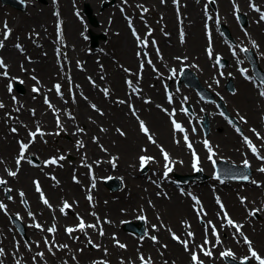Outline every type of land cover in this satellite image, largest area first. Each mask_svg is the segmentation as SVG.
<instances>
[{
  "label": "rangeland",
  "instance_id": "1",
  "mask_svg": "<svg viewBox=\"0 0 264 264\" xmlns=\"http://www.w3.org/2000/svg\"><path fill=\"white\" fill-rule=\"evenodd\" d=\"M21 1L25 3L24 8H15L7 4L4 5L0 2V30H6L7 32H16L15 37H12L11 34V44L12 46L14 44L15 46L17 44H21V46H23L24 48V51L21 54V59H19L18 63L14 65L16 67V70H8V77L6 79L1 78L3 80V84L0 90V104H2L3 107H0V121L5 127V130L3 132L5 134L18 133L20 127L15 120H18L21 116H23V113H25L27 116L31 115V117L41 116L43 113L52 116L50 120L52 127L47 128L46 131L43 129V124H40L38 120L33 124L27 125L24 136H18L15 141V156L18 155L19 158L21 154H19V149L21 148V144L25 142V140H32L36 137V141L31 143L34 145L37 144L39 147H41L40 152H42V154L40 156L35 153L34 149L31 148L30 145L28 146V149L30 150L31 154L37 155L38 159L36 160L27 158L25 159V162L30 166H43L45 169V176L48 180H50L54 184H57L58 186L68 189L70 192H73V186L70 184L75 183V179H80L81 186H79L78 200H81L82 205L77 206L74 200H72L74 198L70 196L60 195L59 199L57 197V199L54 200L46 194L45 198L49 203L44 205L42 210L44 211L45 209V211L40 215L39 213L42 212V207L38 211L36 209L35 213L39 215L37 218H35L36 222L28 221L30 226L33 223L34 226L39 225V221L46 222L44 223V226L50 235L46 234V236L49 238H42L41 236H39L41 242L39 241L38 236L35 237L36 239L33 238V236L31 238V232L28 231V226H26L25 224V221L27 220L17 216L18 214L21 215L20 213H18L17 211L14 213H9L7 215V234L10 237V245L7 248L6 246L3 247L2 245H0V249L4 250L3 255L1 256H7V254L9 253L12 264L18 262L20 260V255L26 253L28 259L25 262L27 264H54V260L50 261V258L55 257H57V262L55 264H70V262H72L73 264H98L100 262L101 264H157L155 260H148V258L144 257V255H152L153 252L154 254L157 253L158 255L160 253V258L167 261L168 264H179L178 256L176 258H163L164 253L162 250L167 249L170 240L173 239L170 237V231L167 233L170 225L165 224L167 223V221L162 218L163 215L161 212L154 211L153 219L147 222L148 227H152L157 224L159 225L158 230L164 229L167 233L166 238H160V235H158L159 237H157V240L152 241L153 243H157L155 244L154 251L143 252V250L140 249L142 245L145 246V242L150 241V239L145 235L146 230L142 234H137L133 232H126L125 229H123V223L125 221L132 219V221L136 222L138 221V219H144L146 218V216H148L146 208H155V199L153 197L147 198L145 203L140 202L131 204L130 210L128 209L129 204L128 206L117 205V214L120 220L115 224L117 228L116 230H114V236L108 233V243L106 244L100 242V247H102L101 251H94V243L92 241L93 233L91 227H88V225L90 224H96V219H93L92 215L94 213L99 214L108 212L105 207H108L111 202L114 203L119 201L116 200V193L120 191L121 187H124L123 184L125 185V183H122L120 178L115 176L117 178V181L112 184L117 186L111 189L109 185H106L105 179L111 178L114 175H105L107 171H105L106 173L99 172L100 175L94 172L93 177L86 176V170L82 163L84 161L89 163L92 160L97 162V158H99L98 156H96V154L94 155V157H91L87 146L88 143L92 142H94L96 146L98 140L95 138L90 139L88 137L89 134L86 133V128L79 124L77 117V111L79 107L77 106L78 109L76 108L75 100L77 97L80 98L81 96H86L88 94L84 89V87H86V85L88 84L94 88L97 95H99L103 99H106L108 103L113 104V102H115V105L117 106L116 108L120 107V110L125 115L127 114V116H129L127 103L132 101L134 109L138 111L139 116L142 118V114L140 113V101L145 103L144 98L147 97L148 92L146 90H143L142 93L140 92L143 97L142 98L139 97V95L137 96V93H135L134 91L131 92L127 89L128 87L125 84L124 79L128 77V79L131 80L132 85V81L135 77L134 73H136V76L138 74L135 69L136 60L133 63H127L121 58L122 54L118 49L115 38L122 36L123 30H126L128 33H130V35L133 31H135L136 33H143L145 27H147L148 32L152 30L155 36H159L162 33H160L159 29L162 28L163 24H165L167 28L165 30L167 33H169L170 36L166 39H164L163 37V40L158 43L159 46L157 45L155 46V48L159 52L161 61L164 60V63L166 64L164 65V67L177 70L179 66L174 64L173 61L176 60V56L177 58L180 57V51L182 49L180 47L179 50L172 51L168 46V41H170L179 47L178 34H175V17L173 27H169V19L166 18V16L161 15V2H159L158 0H100V2L95 3L97 5L96 7L92 6V0H69L70 4L76 7L78 18L82 22L80 23L82 26L79 29L75 30V32L81 38L82 42L74 43L67 37L66 30L64 29V24H62V22L64 23L62 13L55 10V8H57V0H48V2L51 3L50 7L47 4H44L42 0ZM254 1L264 6V0ZM85 3L89 5L90 12H92L93 14L91 15L95 17V22L89 21L88 15L84 11ZM32 4H34V13H40V11L42 12L45 9L48 10V14L51 19V26L44 23L38 25L36 22L31 21L30 18L32 12L28 11V7ZM43 4L45 5L44 7ZM246 4L247 1L244 3L245 7ZM42 8L44 9L41 10ZM228 9V11H230V7H228ZM115 13H118L120 16V20L116 22L119 26L115 25L111 27V37L114 38L107 39L103 32L105 31V28H107L108 25L112 23ZM58 15L60 17H58ZM60 18L62 21H60ZM230 18L232 20V17ZM176 22H178L177 19ZM132 23L134 24V26L132 25ZM135 23H139L143 27L141 26L139 28L138 25H135ZM232 23L234 24L233 20ZM5 25L7 27H5ZM103 27L104 29H102ZM92 28H96L97 31H94V29ZM178 28L180 29V25L178 26ZM235 28L237 29V27ZM69 31L73 32L71 30ZM240 32L244 33L239 29L238 33ZM58 34L61 35L59 36ZM92 35L98 36L94 44L92 43L91 39ZM245 36L246 39L252 42V46L254 45V49L256 48V57H258V59L260 58V60L264 62V41L262 40V38H264V33H262L259 28H257L256 31L249 29V32L247 31ZM147 37V35L143 36V41L146 40ZM245 43L248 42L245 41ZM134 51L135 49L132 48L131 53L133 56ZM168 53H170L171 55L169 56ZM40 58H44L45 64L44 67L39 70L37 65L40 63ZM125 64H128V66H130L128 68L133 69L131 73H128L126 71V68L123 67ZM10 67L11 66L9 65V68ZM89 80L92 81V84L89 83ZM17 81L22 84V90H18L16 88L15 84ZM225 82L226 81L224 80L219 92V96H223L221 98L223 99V105L225 106L230 117L236 120V123L239 124V127L236 123L225 116L218 105L215 103V101L217 102L219 100V97L213 94L215 96L214 101H209L208 103L221 112L220 114L224 117L223 119L225 120L227 125L230 126V132L237 135L239 143H241L242 139L240 140V136L238 135L240 133V125H242L241 115L245 116L246 113L241 110V104H238V102L237 104L232 103V98L237 93L231 94L230 92H232L233 90H227L224 87ZM56 85L60 86L59 91H57L55 87ZM73 87H76L77 89L76 95H74L73 93ZM146 88L150 89V87L148 86ZM184 88L186 89V87ZM34 89H38V91H34ZM54 90H56V92L53 93ZM105 90H107V94ZM4 91L7 94L6 97H3ZM6 91H8L9 93H7ZM193 95L196 98L198 97L196 94ZM86 98L88 99L87 102L93 103L95 106L96 104L99 106H96L97 109H94L91 108L86 102L87 107L90 109V113L86 114L88 121L94 119L93 121H95L97 125H100L103 130L108 129L109 127L108 125H106L108 123L107 117H104L108 112L106 107L103 104L98 103L97 101H92V99H90L91 97ZM120 98H122L121 100H124L126 102L121 103L115 100H120ZM67 109H69L70 113L74 115L76 123L79 127L78 130L76 129L74 131H71L69 129L70 126L68 127L66 125L68 123L67 117H64L67 113ZM96 117H102V120L104 122L96 120ZM58 120L62 121H60L59 124L54 125L53 122ZM165 120L169 126L167 118ZM38 126H40L41 128ZM140 126L141 125H138L137 121L135 120L134 128L136 131L138 130L140 132ZM112 127L113 125L111 126V130ZM36 128H39L40 131L38 132ZM117 128L122 129V132H126V129L123 125L114 123L115 132ZM232 128L234 129V131ZM12 129H16V131L13 132ZM97 131H99L98 127L96 128L95 132ZM31 133H35L36 135L33 137L32 135H30ZM117 135L119 134L117 133ZM87 138L89 141H87ZM200 138H204V136ZM173 140L174 142H176V139ZM188 155H184L187 161L189 160L188 157H190ZM61 157H63V159H60ZM149 157L151 158L150 165H152L149 168L152 169L153 167H155L156 161H159L157 164L159 165L162 172L158 167L157 168L160 170V174L164 173L165 175V173H168L170 179L176 180L174 173L186 175V173L178 172V169L175 168L174 164L171 162L167 161L163 166V162L160 159H157L153 153H151ZM53 159H55V163L51 162ZM181 163L182 161L179 158L176 167H182L183 165H181ZM169 168L171 169V171H168ZM210 171H212V167L207 172H205V174H209ZM141 172L142 171H140V173ZM79 173L82 174L83 179L81 178ZM62 174H65V176H63ZM84 175L87 178L84 179ZM263 177L264 175H262V178ZM167 178L168 177H165L164 179ZM28 179V183L31 184V186L33 181H38L39 183H41L42 188L46 190L43 185L44 181L40 180L37 176L30 175ZM214 180L219 181L218 179ZM216 181L213 184L218 190H221L222 187L227 186L220 184V181ZM191 182H189L187 187H183L190 188ZM227 184H229V186H233L235 192H238L237 196H235L234 194L236 201L239 200L241 202L242 199H245L246 203L248 198L250 201L251 198L248 197L245 192L241 191V187L247 185L245 182L238 183L237 181H235L229 182ZM140 186H142V192L147 188L146 185ZM2 187L3 186L0 185V191ZM1 192L4 197H8L10 194V192L7 194L5 192V189H3ZM217 194L219 195V197H217V200L220 201L219 203H224L228 207L223 193L218 192ZM89 196H91V200H89ZM122 196L126 200L129 199V197H127V193H125V195L123 194ZM169 197H172V195H170ZM60 202H63L62 204L64 205V207H61ZM21 204L22 209L30 212L28 206L23 204V199L21 200ZM65 204H67L68 206L66 207ZM101 205L103 206V208H105V210H100ZM60 207L64 212L61 211ZM77 208L85 210L82 212L76 211ZM228 208L230 209V207ZM70 210L73 211V213L69 214L67 218L61 220L62 215H64L65 213H69L68 211ZM123 210L125 211L124 214L122 213ZM83 212H85L86 214ZM140 212L141 214H139ZM127 213L130 214L127 215ZM227 216L234 220L236 223L239 222V216H236L233 213H228ZM251 216L253 221L249 222V232L254 233V230L256 228L255 234L260 230L259 232H261V236L264 239V222L260 221L263 214H260L258 211H254L252 212ZM183 218L186 219L185 217H182V219ZM13 219L21 222L23 230H21V228L13 221ZM81 221H83L85 225L83 230H80L79 228ZM219 225L222 226L223 222L220 221ZM49 228H54L55 231L50 232L48 231ZM67 228H72L75 230L69 234L66 231ZM231 229H233V227H231ZM149 231V235H151L153 231L151 229ZM174 235L177 237L175 233L173 234V236ZM197 241H200V239H197ZM56 242H59L60 245H58ZM39 244H41L44 249H49L48 255H50V257L46 258L44 255H40L42 254L41 251L43 248L39 247ZM120 244L125 245V247H120ZM263 244L264 243H262L261 245ZM65 245V250L60 249ZM20 246H22L24 250V252L22 253L17 252L20 251ZM200 250L201 246L199 247L198 251L200 252ZM254 250H256V252L261 255L262 258H264V253L258 246L255 247ZM191 251V249H188L186 252L184 250V252L186 253V263L191 260V257L189 256V253ZM5 257H0V260H2V262L5 261L3 260L5 259ZM141 257H143L144 259L141 260ZM224 257L222 258L221 264H229L227 260L224 259ZM230 258H233V256H231ZM243 258L244 257H236L235 261H238L240 259L242 261L244 260ZM61 259L63 260V262L61 261ZM207 263L218 264L212 261ZM201 264L206 263L203 262Z\"/></svg>",
  "mask_w": 264,
  "mask_h": 264
},
{
  "label": "bare ground",
  "instance_id": "2",
  "mask_svg": "<svg viewBox=\"0 0 264 264\" xmlns=\"http://www.w3.org/2000/svg\"><path fill=\"white\" fill-rule=\"evenodd\" d=\"M44 4H47L49 7L51 6V3L48 2V0H42ZM184 1L183 4V12L186 13L185 16V29L187 31L188 37L187 42L182 46V50L180 51V58L183 60L182 63L184 64H190L191 66H196L198 70L194 69L190 65L188 66L193 69L196 73V75H200V78L202 81L209 85V87H213L216 91H220V88L216 82L218 79V76L216 75V71L213 66L212 62V56H210L206 51L205 48L207 46L204 36H203V29H202V10L199 8V5L197 4L196 0H182ZM181 1V2H182ZM238 2H241L243 4V0H237ZM92 6L96 7L97 5L95 3L100 2V0H92ZM43 4V7L45 6ZM87 4V3H85ZM222 8V13L225 14V18L223 21L229 20L232 21L229 12H228V3L226 0H220L219 4ZM34 4L30 5L28 7V11L32 12L31 14V21L36 22L38 25L44 23L46 25L51 26V19L48 14V10L42 8V12L40 13H34L33 10ZM55 10L57 12L62 13V17L64 19V29L66 30L67 37L73 41L74 43L82 42L79 35L75 32L76 29H79L82 25L80 19L78 18L76 7L72 6L70 4L69 0H57L56 1ZM244 7V5H242ZM160 10H162L166 18L169 19L168 26L173 27L174 24V13L171 10V6L169 5V0H161ZM166 10V12L164 11ZM73 15V16H72ZM90 17L93 18V14L91 15V12L89 13ZM119 14L115 13L113 17V21L111 24L108 25L107 28H105V31L103 32L107 39H112L114 37L112 36V26H119L118 23H116L119 19ZM187 20L190 22L187 23ZM94 31H97L96 28H92ZM104 29V27L102 28ZM69 30L73 31L70 32ZM91 31V30H90ZM253 31H256V27H253ZM12 37L16 36V32H11ZM177 34V32L175 33ZM117 46L119 51L121 52L122 56L121 58L127 62V63H133L136 60V57H134L131 53L132 48L135 47L136 41L131 37L130 33H128L126 30H123L122 36L115 38ZM264 41V38H262ZM2 46L0 47V57L6 59L9 62L15 63L16 60L21 59L22 54V48H14L11 46V37L5 38L2 40ZM168 46L171 50L177 51L180 47H178L173 42H169ZM208 49L213 52L214 50H217L221 53L222 56H225L227 58V69L231 70L233 74H226L224 77L229 75L232 79L235 76V81L232 80L235 87H238L237 94L232 98L233 104H241L240 106L241 110L244 111L249 118H247L245 121H248V123L242 124L244 127V132L248 133L251 129L254 130L257 125H259L260 118L257 116L260 115L263 112L262 103L258 101L257 96L254 94L253 90L250 88V86L245 82L244 79L239 77L236 72H234V65H233V55L231 53H228L227 50L222 47L220 48L218 46V43L216 41L215 45L208 46ZM138 50V49H137ZM179 52V51H178ZM170 56L171 54L168 53ZM45 61L44 58H40V63L37 65L38 69H42L44 67ZM263 66V65H262ZM10 69L12 71L16 70V67L14 64L11 65ZM264 69V66H263ZM94 72V69H93ZM149 74V73H148ZM151 74V72H150ZM148 75L149 77L151 75ZM5 75L4 71L0 68V76ZM201 81V80H200ZM201 81V82H202ZM155 82V81H154ZM202 82V84H204ZM3 80L0 77V90L2 88ZM204 84V85H206ZM207 85V86H208ZM120 86V85H119ZM84 89L87 91V93L91 97L92 101H97L100 104H103L108 112L104 116L107 117L108 123V129L103 130L100 125H97L95 121L89 120L86 117V114L90 113V109L86 105V101L80 99L77 97L76 100V108L79 107L77 111V117L80 125H83L84 128H86V133L89 134V138L97 139V148L95 146V143H88V149L90 152V156L94 157L98 156V161H91L87 163L84 161L82 164L84 165V168L86 170V176L93 177L94 172L98 175H100L99 172H105L107 173L105 175H114L112 176L115 181L117 180V177L120 178L124 187H121L120 191L116 193V200L118 202H111L108 207H105L108 212L104 213H94L92 215L93 219H96V227L92 229V241L94 243V251H101L102 247H100V242L102 243H108V233L112 234L114 236V230H116V223L119 222L118 214H117V205H127L129 204V210L131 204L136 203H145L147 198L153 197L155 199V208H146L147 211V222L153 219L154 211H159L162 213V218H164L167 223L170 225V229H173V231H180L183 234V241H188L187 249L185 248V245L182 241V243L179 240H176L172 237L170 234V237L174 240H170L169 246L167 249L162 250L164 253L163 258H176L179 257V264H189L186 263V251L188 249H197L198 243H204L203 237L206 235L209 240L208 243H206V246L209 251L212 253L211 256L200 253L198 257L202 260H209L214 263L221 264L222 262V255H221V249L223 247L230 248L231 253H233V256L240 257L243 255H246L248 257V264H258L252 256L249 255L247 247L242 243L241 238L238 234L232 233L228 226H225L224 229L227 230L225 232L224 237L226 239H220L217 240L215 236L211 234L210 229L207 226V219L210 218L214 222H216L218 219L224 220L223 216L221 215L220 210L217 208L215 204V193L214 190L210 188V185H208L209 182L201 183L199 187H197L196 191L197 193L203 198L205 202V206H203L204 211L200 212L199 219L195 220L193 222V225L191 226L194 231V237L189 238L188 232H189V226H187L184 223V220L182 217L194 219V214L191 210L190 201L188 198L182 196L181 194L175 192L172 190L170 186L167 185V182L162 178V175H160V167L157 164L159 161H156L155 167L150 169L148 167L147 173L144 177L138 172V168L140 165V158L138 160L137 155L140 151H144V154L147 153V150L150 153H153L157 159H160L163 162V166L166 163V159L163 158L162 150L168 152L170 154L169 161L174 164V166H177V162L179 161V158L181 159L183 165L182 167H176L178 169V172H192L191 167L190 170L188 169L190 164H193V159L190 158L188 161L186 160V157L184 155H188L189 147L186 144H183L180 139L178 138L177 134L170 129L166 122V115L164 112H162V106H165L166 103L161 95L160 86L156 85L153 89L146 88L145 90L153 97V99L156 101L154 104L150 103H141V110L140 113L142 116L146 119L150 130L154 133H143L136 131L134 128V122L135 120L127 114L125 115L121 110L120 107L116 108L114 104L108 103L106 99L101 98L99 95L96 94V91L91 85H86ZM212 89V88H211ZM213 90V89H212ZM215 90H213L215 93H217ZM74 95L77 94V89L73 88ZM3 96L6 97L7 94L3 93ZM194 100V98L192 97ZM192 101V100H191ZM90 106V103L87 102ZM91 107V106H90ZM243 107V108H242ZM262 108V109H261ZM198 116H202V114H205L208 117V141L209 146L212 149L213 154L215 155L216 159H219L225 156H228V162L229 160L232 162H236L239 164H242V162L247 161L252 167L251 170L254 172V176H256L260 183L258 185H255L254 187H250L247 191V193L252 198V202L249 203L251 206H258L261 204V201L264 199V192L262 191V187L264 186V180L262 178V171L257 170L256 168L260 165V161L256 159L252 153L247 151L238 140L237 135L230 132V128L228 125L224 124L223 119L220 118L217 111L212 110L210 107H205L204 110L200 109V106H196V108H193ZM51 118L52 116H49L47 114H42L41 116H27L25 113H23V116H21L18 120H15L18 124L19 132L18 133H8L5 134L3 131L5 130V127L3 123L0 121V179H3L6 181V184L4 187H8L10 190V194L8 197H2V192L0 191V203L5 205V208H0V245L3 247L6 246V248L10 245L9 236L7 234V226H8V220L7 215L9 213H14L18 211L21 216L27 220L25 221L26 226H28V231L31 232L30 236L33 238L38 236V239L40 241L39 236L47 237L46 232L47 229L44 226V221H39V227L35 226L31 227L28 221H35L34 218H37L39 215L36 213H27L24 209L21 208V206L18 203V199L22 196L21 193L27 194L28 197L33 198L32 207H38L39 203L36 202L35 196L36 192L33 190L31 184L28 183L30 175L37 176L40 180L44 181L43 185L46 189V192L48 196L53 198L54 200L59 199L60 195H66L73 197L74 202L77 206H81L82 202L81 200H78V194H79V186L81 181L80 179H75V183H72L70 185L73 186V192H70L68 189L58 186L57 184H54L50 180H48L45 176V169L43 166L35 167L34 165L30 166L25 162L24 159L20 161L19 168H17V156H15V141L18 136L23 137L25 133V129L27 128V125L33 124L35 122H38L40 124H43L44 128L47 130V128L52 127L51 125ZM96 120L104 122L102 120V117H96ZM67 125L70 126L69 129L71 131H74L77 129V126L75 125L76 120H73L72 118H67ZM100 123V122H99ZM114 123L123 125L126 129V132L121 133L122 129L114 131ZM261 123V122H260ZM54 124V123H53ZM112 130H111V126ZM40 127V126H39ZM98 127L99 131L95 132L96 128ZM116 129V128H115ZM93 132V133H92ZM91 134V135H90ZM175 136L176 143H174V140L172 139V136ZM8 136V140H7ZM94 136V137H93ZM149 136H151L152 139H149ZM264 139V137L262 138ZM259 138L254 137L253 142L254 144L260 146L261 140ZM155 141L153 143L152 141ZM7 141V142H6ZM87 141L88 138H87ZM94 143V144H93ZM31 145V148L34 149V152L41 156L42 152H40L41 147H39L37 144L34 145L31 142H28V146ZM191 147L193 150H195L199 155V163L201 166L206 169L208 167V161L209 158L206 156V146L203 144H200L199 138H195V141L192 142ZM264 150V146L260 147ZM15 150V151H14ZM27 150V151H26ZM26 155L30 154V150L27 148ZM24 151V152H25ZM19 153H21V148L19 149ZM98 153V155H97ZM176 155H179V157H175ZM25 157V154H24ZM149 157V156H148ZM189 158V157H188ZM139 163V164H137ZM152 166V165H150ZM160 169H158V168ZM254 167V169H253ZM8 168H12L13 171L17 172V175L15 177L9 175L10 170ZM96 169V170H95ZM81 178L83 179V176L81 173H79ZM116 174V175H115ZM60 175V174H59ZM65 176V174H62ZM84 175V179L87 178ZM140 185H146L147 188L145 191H141ZM259 191V193H258ZM127 193V197L129 199H125L122 195ZM225 201L230 207L233 214L236 216L240 215L242 220L244 221V230L246 232H249V223L247 222V219L244 218L243 213V205L240 204L238 201H236L234 194L231 193L230 188H226L224 191H222ZM172 194V197L170 199H167V195L170 196ZM157 196V197H156ZM120 197V198H119ZM164 197V198H162ZM61 206L63 202H60ZM145 206V205H144ZM103 206L101 205L100 210H105ZM216 208V209H215ZM38 209V208H36ZM85 210V209H84ZM81 208H77L76 211H84ZM69 213H65L62 215V219L67 218L69 214L73 213V211H68ZM85 213V212H83ZM122 213L124 214L125 211L123 210ZM86 214V213H85ZM130 213H127L129 215ZM141 214V212L139 213ZM131 217V216H130ZM178 218V219H176ZM43 219V218H42ZM36 222V221H35ZM145 222V221H144ZM152 223V222H150ZM32 225V224H31ZM91 225V224H90ZM147 224H145L146 227V236L150 239V241L145 242V246H141V250L143 252H149L154 251L155 244L152 241L153 236L156 238H166L167 233L169 230H167V233L164 229H159V225H154L155 227H148ZM151 225V224H150ZM47 227V226H46ZM152 230L153 233L151 235L149 230ZM217 229H219L217 227ZM101 230L103 232V235H101ZM253 242L255 245H257L264 253V239L261 236V232L258 233H252ZM58 234V232H57ZM49 238V237H47ZM36 239V238H35ZM197 239H200V241H197ZM157 240V239H156ZM155 240V241H156ZM41 242V241H40ZM58 245L59 242H56ZM39 247H42L41 244H39ZM100 247V248H99ZM43 248V247H42ZM245 248V249H244ZM62 249V248H60ZM185 250V252H184ZM49 249H42V253H47ZM122 252V251H121ZM7 254V253H6ZM9 253L5 257V263L6 264H12L11 258L9 257ZM157 253H153L152 255H144V257L148 258V260H155L157 264H168L167 261L160 258ZM53 261L55 264L57 262V257L50 258V261ZM63 262V260L61 259ZM70 264H73L70 262ZM177 264V263H176Z\"/></svg>",
  "mask_w": 264,
  "mask_h": 264
},
{
  "label": "snow or ice",
  "instance_id": "3",
  "mask_svg": "<svg viewBox=\"0 0 264 264\" xmlns=\"http://www.w3.org/2000/svg\"><path fill=\"white\" fill-rule=\"evenodd\" d=\"M253 7L255 8V5H253ZM256 10H257V11H260L258 8H256ZM145 11H146V9H145ZM261 19L264 20V13L261 14ZM5 27H7V26L5 25ZM134 35H135V32H134ZM0 46H2V44H0ZM243 50H244V51H247V49H243ZM209 55L211 56V52H209ZM0 67H5L4 64H3V60H2V58H0ZM5 74H6V73H5ZM262 83H264V80H262ZM55 87H56L57 91H59L60 86H59V85H56ZM34 91H38V89H34ZM105 91H106V94H107V90H105ZM261 95L264 96V91H261ZM169 99L171 100V97H169ZM46 102H47V101H46ZM0 107H3V105L0 104ZM93 107H95V106L93 105ZM242 119H243V118H242ZM57 122H58V124H59V121H57ZM140 125H141V129H142V131H144L145 133H147V132L149 131L148 128L144 125V122H143V121L140 122ZM174 126H175L176 128H180V126H179L178 124H175V121H174ZM181 130H182V129H181ZM12 131L15 132L16 129H12ZM37 131H38V132L40 131L39 128L37 129ZM253 131H254V130H253ZM30 135H32V136L34 137L36 134H35V133H31ZM257 135H259V134L257 133ZM149 139H152L151 136H149ZM184 139H185V141L187 142V140H188L187 135H185ZM245 141L249 144V146L251 147L252 151H253L254 153H256V152H257L256 147H255L254 145L251 144V141H249L247 137H245ZM152 142L155 143L154 140H153ZM205 145H206V147L209 148V152H211V151H212V150H211V147L209 146V144H208L207 141H205ZM188 147L191 148V143H188ZM27 148H28V145H27V144H23V143L21 144V154H20V157H19V158L17 159V161H16V163H17V168H19L20 161H21L22 159L25 158V157H24V151H25ZM163 154H164L165 159L168 160V159H169V155H168V153H167V152H164ZM210 158H211V157H210ZM260 158H261V159H264V157H260ZM60 159H63V157H61ZM140 159H141V163H142V165H143V163L146 162V160H148V159H150V158L141 157ZM51 162H52V163H55L56 161H55V159H53ZM244 163H245V165L248 164L247 161H245ZM168 171H171V169L169 168ZM260 171L264 172V168H261ZM166 174H167V173H166ZM9 175L15 177V176L17 175V172H16V171H10V172H9ZM243 178H244V179H247V177H243ZM0 184H6V181H4L3 179H0ZM37 190L40 191V189H39V185H38V182H37ZM9 191H10V190H9ZM21 195H23V193H21ZM42 198H43V197H42ZM89 200H91V196H89ZM43 202H44L45 204H48V203H49L48 200H47L46 198H43ZM218 202H219V201H218ZM65 206L67 207L68 205L65 204ZM0 208H5V205H3L2 203H0ZM221 208L223 209V205H222V204H221ZM61 211H63V209H61ZM201 211H202V209H201ZM225 218L227 219V223H228L229 225H232V226L236 227L237 232H240V228H241V226H240V225H236L235 222H234L230 217L227 216V213H225ZM209 223H211V222H209ZM37 227H39V225H37ZM84 227H85V225H84L83 221H81V223H80V225H79L80 230H83ZM88 227H93V228H95L96 225H88ZM153 227H155V226H153ZM74 230H75V229H72V228H68V229H66V231H67L69 234H70L71 232H73ZM48 231H50V232H51V231H55V229H54V228H49ZM215 232H216V230H215V226H213V233L215 234ZM241 234H242V233H241ZM101 235H103L102 230H101ZM189 235H192V234L189 233ZM173 238H174V239H179V237H176L175 235L173 236ZM152 239L155 241L157 238H156L155 236H153ZM244 241H245V243H248L249 246H250L251 256L254 257V258H256V259L259 261V264H264V258H261V257L259 256V254H258L254 249H251V242L248 240V238H247L246 236L244 237ZM183 243H184V245H185V248L187 249L188 241H183ZM205 243H208V241L205 240ZM119 246H120V247H125V245H123V244H120ZM64 247H66V245H65ZM201 250H203V246H201ZM3 251H4L3 249H0V255H3ZM205 254L211 256L212 253H211L210 251H207V252H205ZM40 255H43V254H40ZM221 255H222V256H232L233 253H231V252H226V253H221ZM143 259H144V258L141 257V260H143ZM192 259H193L194 261H196V260L198 259V257H197L195 254H193ZM243 259H244L245 261H247V260H248V257H244Z\"/></svg>",
  "mask_w": 264,
  "mask_h": 264
}]
</instances>
